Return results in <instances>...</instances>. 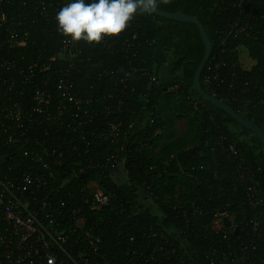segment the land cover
<instances>
[{
  "label": "built area",
  "instance_id": "1",
  "mask_svg": "<svg viewBox=\"0 0 264 264\" xmlns=\"http://www.w3.org/2000/svg\"><path fill=\"white\" fill-rule=\"evenodd\" d=\"M69 2L0 0V264H116L102 249L98 222L104 221L105 213H90L108 206L109 196L86 179L87 170L94 168L90 148L85 141L79 146L74 138L102 110L107 112V96L99 88L113 87V82L117 86L122 76L119 83L124 88L129 81L152 82L156 77L131 65L124 71L91 58L93 50L102 55L122 38V47L129 48V27L100 44L67 43L57 31L55 16ZM261 6V0H236L229 6L238 12L218 31L222 55L240 35L258 38L264 12L257 16L255 9ZM228 65L225 60L210 64L206 83L219 79V70ZM258 73L243 81L232 76L230 86L252 92L248 111L264 125V70ZM119 127L107 124L111 138H118ZM227 152L232 162L239 161V182L245 188L246 207L240 218L227 209L210 213L206 229L211 237L202 236L201 230L192 236L188 219L184 228L134 227L127 239L128 262L120 264H264V164L242 162L231 144ZM18 156L23 161L15 162ZM120 159L114 156L111 161L118 169ZM71 184L75 187L68 189ZM113 214L119 219L123 213ZM135 214L127 216L132 219ZM164 214L154 213L160 220Z\"/></svg>",
  "mask_w": 264,
  "mask_h": 264
},
{
  "label": "trees",
  "instance_id": "2",
  "mask_svg": "<svg viewBox=\"0 0 264 264\" xmlns=\"http://www.w3.org/2000/svg\"><path fill=\"white\" fill-rule=\"evenodd\" d=\"M234 1L169 0L158 10L197 18L212 46L210 59L201 74L203 90L264 133V125L248 111L252 92H241L230 86L234 81L232 76L243 81L251 73L259 74V70H264L263 22L257 39L240 35L229 42L225 55L219 47L218 31L238 12L228 9ZM261 4L255 9L257 16L264 12V0ZM128 30L132 31L129 48L122 47V38L114 41V48L104 49L102 55L93 50L91 58L102 59L124 71L131 65L156 79L129 81V86L124 88L119 83L122 76L117 79V86L113 82V87L99 88L101 94L107 96V112L102 110L91 125L78 129L74 138L79 146L85 141L90 148L94 168L87 170L86 179L94 180L109 196L108 206L90 213H105L104 221L98 222L102 229V249L116 264L128 262L127 239L134 227L143 231L173 226L184 228L188 219L192 236L201 230L202 236L211 237L213 234L206 229L212 221L210 213L227 209L240 218L246 207L245 188L239 182V161L232 162L228 145L240 151L242 162L264 164V146L255 135L190 92L205 53L194 24L144 13L134 17ZM135 34L137 38L133 39ZM240 48L254 61L249 72L239 62ZM221 60L229 62L228 67L219 70V79L212 78L207 84L209 65ZM82 88L83 85L78 86V90ZM82 91L84 93V89ZM107 124H120L118 138L110 137ZM101 133L105 135L100 137ZM114 156L123 160L119 169L111 163ZM22 159L18 156L14 161ZM98 163H105L106 167L99 169ZM74 187L71 184L68 189ZM246 210L245 213H251ZM113 213L123 214L116 219ZM128 213L137 214L129 219ZM154 213H165V219L160 220ZM192 213H203V216Z\"/></svg>",
  "mask_w": 264,
  "mask_h": 264
},
{
  "label": "clouds",
  "instance_id": "3",
  "mask_svg": "<svg viewBox=\"0 0 264 264\" xmlns=\"http://www.w3.org/2000/svg\"><path fill=\"white\" fill-rule=\"evenodd\" d=\"M169 0H70L56 14L58 33L67 43L96 45L120 36L138 14L154 13Z\"/></svg>",
  "mask_w": 264,
  "mask_h": 264
},
{
  "label": "water",
  "instance_id": "4",
  "mask_svg": "<svg viewBox=\"0 0 264 264\" xmlns=\"http://www.w3.org/2000/svg\"><path fill=\"white\" fill-rule=\"evenodd\" d=\"M149 14V13H148ZM153 16H158L164 19L172 20V21H177V22H182V23H187V24H194L200 33V37L202 39V42L204 44L205 48V53L204 57L198 66L196 73L193 78V84L191 86L190 92L196 93L203 101L210 103L217 109L223 111L225 114H227L229 117H231L236 123H238L241 127L247 129L250 131L253 135H255L261 144L264 146V133L263 131L258 128L256 125L246 121L243 119L240 115H238L229 105L226 103L218 100L217 98L213 97L212 95H209L206 91L203 90L200 80H201V74L202 71L204 70L206 64L208 63L210 59V55L212 52V46L211 43L208 39V36L206 34V31L202 24L197 20L196 17L188 16L185 15L181 12H176V13H168L165 11L158 10L155 11L154 13H150Z\"/></svg>",
  "mask_w": 264,
  "mask_h": 264
},
{
  "label": "rangeland",
  "instance_id": "5",
  "mask_svg": "<svg viewBox=\"0 0 264 264\" xmlns=\"http://www.w3.org/2000/svg\"><path fill=\"white\" fill-rule=\"evenodd\" d=\"M239 62L241 63L244 69L250 68L254 63V61L249 58L247 52L243 48H240L239 50Z\"/></svg>",
  "mask_w": 264,
  "mask_h": 264
}]
</instances>
